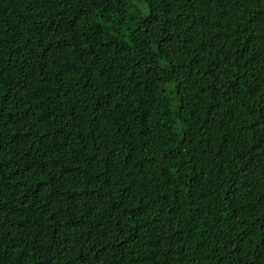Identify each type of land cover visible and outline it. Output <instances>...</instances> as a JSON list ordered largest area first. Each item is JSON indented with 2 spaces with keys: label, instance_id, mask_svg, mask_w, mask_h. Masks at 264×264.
<instances>
[{
  "label": "trees",
  "instance_id": "1",
  "mask_svg": "<svg viewBox=\"0 0 264 264\" xmlns=\"http://www.w3.org/2000/svg\"><path fill=\"white\" fill-rule=\"evenodd\" d=\"M0 264H264V0H0Z\"/></svg>",
  "mask_w": 264,
  "mask_h": 264
},
{
  "label": "rangeland",
  "instance_id": "2",
  "mask_svg": "<svg viewBox=\"0 0 264 264\" xmlns=\"http://www.w3.org/2000/svg\"><path fill=\"white\" fill-rule=\"evenodd\" d=\"M148 9H147V7H144V11H147Z\"/></svg>",
  "mask_w": 264,
  "mask_h": 264
}]
</instances>
